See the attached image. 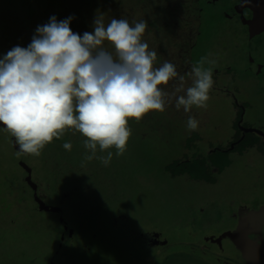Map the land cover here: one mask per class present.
<instances>
[{
    "label": "rangeland",
    "instance_id": "rangeland-1",
    "mask_svg": "<svg viewBox=\"0 0 264 264\" xmlns=\"http://www.w3.org/2000/svg\"><path fill=\"white\" fill-rule=\"evenodd\" d=\"M12 1H24L23 6L35 3V0ZM101 2L76 1L75 11L78 10V14H70L73 32L81 35L86 31L92 32L98 13L104 14L106 24L113 17L127 19L130 24L147 21L148 28L142 39L148 43L150 50L157 52V66L165 61L175 64L190 84L187 73L191 66L202 57H208L214 64L206 67H212L213 72L220 70V76L217 83L214 81L206 108H194L191 113H185L172 104L163 112H149L139 121L129 119V125L139 122L143 133L141 127L131 129L132 135L123 155L116 156L115 149H111L113 158L107 166L98 159L85 160V138L71 130L65 132L66 138L54 139L47 144L39 156L18 155L19 146L15 137L0 123V264H73L64 257L62 245H58L63 242L68 228H80L95 216L96 211L95 218L109 215L113 207L126 214L133 223L120 225V229L112 235L116 244L136 225L139 229L148 226L163 232L171 230V237L176 235L172 228H179L181 232L184 226L197 228L195 223L199 214L196 212L202 208L204 211L200 214H205L206 220H213L211 223L217 226L220 220L217 218L224 215L227 200L236 202L246 194L245 180L256 184L255 180H250L248 168L255 163L258 168L264 165V159L259 157V153L264 154V147L254 134L248 135L243 156L237 159L235 155H230L228 166L221 174L210 175L209 172L212 162L224 163L220 154L198 155L191 142L195 139L207 150L214 144L227 145V142L240 136L235 129L239 109L233 106L231 94L224 93L223 88L228 90L235 84L242 88L243 84L250 82L251 75L258 73L251 61L248 65L249 57L264 62L263 49L256 47L261 42L260 38H264V31L257 32L256 38L252 35L254 28L251 26L253 19L250 11L232 8L236 0ZM10 10L9 0H0V14L7 16ZM57 14L60 20L69 18L64 9L57 10ZM15 16L17 14L13 12L12 18ZM20 20L19 16L18 22ZM18 25L14 22L9 31L0 29V58L14 46L27 47L38 26L31 33ZM261 46L264 48V42ZM167 88H171V83ZM232 92L247 103L250 114H246L244 123L264 129V80L255 87H245L242 93ZM189 115L199 121L198 128L191 132L186 126ZM65 142L72 143L71 151L63 148ZM254 143L258 145L256 149H252L251 145L247 148L248 144ZM20 158L31 168L42 199L46 204L61 205L62 213L47 208H30L34 202L33 191L27 182H22L26 170L18 164ZM251 160L255 163L246 165ZM245 165L247 168L243 169ZM189 174L194 179L199 176L207 178L190 181ZM12 197L15 199L12 200ZM59 215H64L65 219L60 222V230L55 225ZM98 220L100 218L96 222ZM133 242L125 244L123 249H111L98 256L92 264H171L177 259L180 263L176 264H184L185 257H188V264H225L201 252L200 256L195 253L190 256L179 248L178 254L170 249L161 257H158L157 251L142 255L132 245ZM105 246L108 249V245ZM130 249L133 252L131 258L125 256V250ZM225 258L221 257L222 261Z\"/></svg>",
    "mask_w": 264,
    "mask_h": 264
},
{
    "label": "clouds",
    "instance_id": "clouds-1",
    "mask_svg": "<svg viewBox=\"0 0 264 264\" xmlns=\"http://www.w3.org/2000/svg\"><path fill=\"white\" fill-rule=\"evenodd\" d=\"M71 20L52 16L37 26L27 47L14 46L0 58V123L15 137L18 155L39 156L71 129L86 137L85 160L107 166L111 149L116 156L126 150L129 119L172 104L185 113L207 107L214 85L208 57L191 66L189 84L175 64L157 66V52L142 39L147 21L113 17L106 24L98 13L93 31L81 35ZM186 126L195 131L199 121L189 115ZM63 148L71 151L72 143Z\"/></svg>",
    "mask_w": 264,
    "mask_h": 264
},
{
    "label": "flooded vegetation",
    "instance_id": "flooded-vegetation-1",
    "mask_svg": "<svg viewBox=\"0 0 264 264\" xmlns=\"http://www.w3.org/2000/svg\"><path fill=\"white\" fill-rule=\"evenodd\" d=\"M235 7L249 12V10L240 3V0H236L234 7L232 6V8ZM251 18H253L252 13ZM259 31L261 30H254V34L252 35L255 36V34H257V32ZM262 31H264V29H262ZM260 41L261 42H259L256 47L257 49H263L264 52V48H262L261 46V43L264 42V38H260ZM250 61L261 67L258 69L254 67V69H256L258 73L250 76V82L243 84L242 88L238 84H235L234 86L232 85L228 90H225L223 88L224 93L227 92L231 94L233 106L239 109V117H237L238 119L235 129L240 132V136L227 142V145L214 144L212 147H208L207 150H204V145H200L195 141V139L191 140L192 144L194 145L193 149L197 151L198 155L220 154L222 159H224V163L220 165L217 161H215V164L212 162V167H209L210 175H213V173L221 174L223 169L228 166V157H230V155H235L237 159L243 156V152H245L246 150L245 146L247 144V137L249 134L258 136L259 140L261 141H259L260 144L262 143L264 147V129L262 127L244 123L246 119L244 117H246V114H250V111H247V103L245 101L239 100L238 97L232 92L233 90L235 93H242L243 90H245V87H255L260 83V81L264 80V62H260L253 56L252 58L249 57L248 65ZM252 66L254 65L252 64ZM251 71L253 70L251 69ZM212 73L213 80L217 83V80L219 78L218 76H220V70H216L215 72L212 71ZM196 133L197 132H195L194 134ZM250 145L252 149H256L258 147V145L254 143L248 144L247 148ZM198 146L199 148H197ZM259 157L264 159V154L259 153ZM197 159L199 158H195L194 160ZM19 161L20 162L18 164H20L26 170V173L22 177V182H27L33 191L32 198L34 199V202L31 203L30 208H47L62 213L63 208L61 205L46 204L45 200L42 199L43 197L40 194L39 188L37 187V184H35L33 177L31 178V180H29L27 177L28 170H30L31 168L27 164H25L22 158H20ZM254 161L255 160H251V162L248 161L246 165H248V163L254 164ZM246 165L243 169L247 168ZM248 174L251 176L250 180H255L256 184L252 185V182L250 183V181H248L247 179L245 180L246 194L243 198L241 197L240 199H237L238 201L236 202L234 200H227V206L224 209V215L217 218L218 220L220 219L217 226L211 223L213 220H211V222L207 221L205 218V214H200V212L204 211V209L202 208L201 210H199L200 212H196L197 214H199V219L197 220V222L195 221L197 228H195L194 226H184V228L181 229L182 232L179 231V228H172V231H175L176 235L174 234L171 237L169 234L171 230L163 232L150 228L148 226L139 229V226L136 225L137 227H135L134 230L129 229V231L125 233V238H123L124 242L121 239V242L118 243V245L116 244L115 240L112 241V235H114V233L118 231L121 226H129L133 223L131 220H129L126 214L122 212L119 213L120 210L116 207H113L112 213H109V215H99L97 218H95L97 215L96 211L95 216L88 219V221L82 224L80 228H74L73 230L68 228L66 236L63 237V242H59L58 245H62V252L64 257H66L67 261L71 260L73 264H92V262L97 261L96 259L98 256L101 257L108 251H112L111 249H123L125 244L128 245L129 242L133 241L134 242L132 243V245L136 247L142 255H147L153 252L155 253L157 251L158 257H161L166 254V250L170 249L174 250L178 254L179 248L181 251L186 252V254L190 253V256H192L191 253H195L200 256L201 252V254L205 255L206 257L213 256V259L225 264H244L242 262V254L234 248L231 242L225 239L226 237L224 236V234L238 230L237 228H239L240 226V220H245L250 214L255 213L256 211H262L264 213V165H261L258 168L257 163H255V166L252 165L250 168H248ZM188 177V180L190 181L204 180L207 178V176L204 178H202L203 176H199L194 179L192 178V176H190V174L188 175ZM258 185H261V187H258ZM11 199L13 200L15 198L12 197ZM19 211L20 210H18V212ZM18 212L16 213V216H18ZM98 218H100V220L96 222ZM120 219H122L123 221H119ZM63 220H65L64 215H59L56 219L55 225L58 228H61L62 226L60 222ZM94 222L95 225H93ZM244 223L245 225L241 226L240 229L242 232H245L247 230L246 233L249 235L251 240L250 242H247L244 238V242L242 241L241 247L245 249L248 257H251V260H249L250 264H256L254 262V258H259V264H264V214L262 217L260 216L259 218H256L253 222L251 219H247ZM92 227H94L95 229H93ZM76 231L79 232L78 235H76ZM176 239H180L181 241H175ZM104 245H108V249L106 246L103 247ZM125 251V256H128L130 258L133 256V252L131 249ZM220 253L223 254V256H221ZM81 256H84L82 258L83 262L81 261ZM170 256L173 257L176 255ZM227 256H229L230 258H225ZM221 257L225 258L226 260L222 261ZM184 259L185 261L182 262H185L184 264H188L186 263L188 262V257H185ZM178 261V259L174 260L171 264H176Z\"/></svg>",
    "mask_w": 264,
    "mask_h": 264
},
{
    "label": "trees",
    "instance_id": "trees-1",
    "mask_svg": "<svg viewBox=\"0 0 264 264\" xmlns=\"http://www.w3.org/2000/svg\"><path fill=\"white\" fill-rule=\"evenodd\" d=\"M76 1L78 0H35V3L31 2V5L23 6L24 1L22 2L20 1L19 3H17L15 1L9 0V4L12 10H10L7 16L3 17V15L0 14V29L6 28V31H9L10 29H12L11 28L12 24L16 22L19 24L18 27H22L26 29L25 31H29L32 33L33 31H35L36 25L39 26V24L43 25L45 23H48L46 22V20L48 19L50 20L52 16H55L57 20H60L61 18L59 14H57V10L64 9L67 14V17H70V14L77 15L78 10L75 11ZM99 3L100 4L102 3L101 0H98V4ZM13 12L14 13L16 12L18 17L15 16L14 18H12ZM19 16L21 20L18 22ZM79 16H81V13L79 14ZM134 123H135L134 126L129 125L131 129L134 130V127L136 128L141 127V125H139V122H134ZM142 124H146V122ZM71 132L74 131L71 130ZM141 133H143L142 127H141ZM66 135L67 134L64 133L62 137L66 138ZM144 136L147 137V134H145ZM84 138L86 139V137Z\"/></svg>",
    "mask_w": 264,
    "mask_h": 264
},
{
    "label": "water",
    "instance_id": "water-1",
    "mask_svg": "<svg viewBox=\"0 0 264 264\" xmlns=\"http://www.w3.org/2000/svg\"><path fill=\"white\" fill-rule=\"evenodd\" d=\"M240 3L244 5L249 11H251L253 15V21H252V27L254 28L253 30H262L264 29V0H240ZM255 68H261L259 65L255 64L254 62L252 63ZM31 169L28 170V179L31 180L32 175ZM36 189V186H35ZM262 211H256L255 213L250 214L245 220H240V226L237 228L238 230L233 231V232H228L224 234L229 242H231L234 246V248L239 251L242 254V262L244 264H250L249 260H251V257H248V254L246 253L245 249L241 247V243L245 238V241L250 242V237L246 233L247 230L243 233L240 229L241 226L245 225V221L247 219H251L252 222L256 219L259 218L260 216H263ZM244 242V241H243ZM258 256V254H257ZM259 259V258H258ZM257 258H254V262L259 264Z\"/></svg>",
    "mask_w": 264,
    "mask_h": 264
}]
</instances>
